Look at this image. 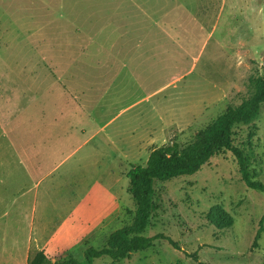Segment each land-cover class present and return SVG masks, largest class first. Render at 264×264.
Wrapping results in <instances>:
<instances>
[{
  "label": "rangeland",
  "instance_id": "374dc122",
  "mask_svg": "<svg viewBox=\"0 0 264 264\" xmlns=\"http://www.w3.org/2000/svg\"><path fill=\"white\" fill-rule=\"evenodd\" d=\"M133 1L137 27L123 18L124 0L67 1L111 36L126 24L146 37L137 55L131 42L85 58L91 50L69 48L40 23L37 0H0V264H28L38 251L50 262H84L88 248L132 223L134 166L155 148L189 144L254 95L264 0ZM233 146L264 184V106L235 129ZM155 187L158 208L144 233L161 236L154 246L92 264H264V234L255 245L264 191L247 186L233 151ZM219 210L232 226L217 220Z\"/></svg>",
  "mask_w": 264,
  "mask_h": 264
},
{
  "label": "trees",
  "instance_id": "16d2710c",
  "mask_svg": "<svg viewBox=\"0 0 264 264\" xmlns=\"http://www.w3.org/2000/svg\"><path fill=\"white\" fill-rule=\"evenodd\" d=\"M264 106V72L255 80L254 95L238 107L228 106L219 117L204 129L199 130L194 139L187 145L174 142L155 148L150 154L147 165L134 166L128 176L130 192L136 203L134 219L131 224L114 231L108 238L105 247L96 249L90 247L85 252V261L74 258L55 262L48 261L43 251H38L28 264H92L94 259L110 257L113 261H121L135 252L143 251L154 246L158 237L144 235L156 212L158 182H167L183 175H192L199 171L209 160L225 151H233L236 155L243 180L251 189L264 191V184L255 181L248 169L247 159L243 151L233 146L235 129L238 126L255 122ZM217 220L225 227L233 225V219L219 210ZM225 215V216H222ZM264 234V215L255 245Z\"/></svg>",
  "mask_w": 264,
  "mask_h": 264
},
{
  "label": "crops",
  "instance_id": "0c3cea01",
  "mask_svg": "<svg viewBox=\"0 0 264 264\" xmlns=\"http://www.w3.org/2000/svg\"><path fill=\"white\" fill-rule=\"evenodd\" d=\"M67 1L68 0H37L38 3L37 15L40 23L43 22L44 26L46 25L48 27H52L54 33L60 34L61 42L69 43L68 46L69 48L91 50L90 53L89 52L85 53L84 56L85 58L92 57L93 55L92 49H96V50L100 49L101 53L106 51L110 55L112 54L116 55L113 49L117 48L121 50L122 43H126V48H127L128 47L127 43L131 44V42L135 47L136 55H137V50L141 49L143 43H145L146 37L144 39H140L135 36V33L133 31L134 29L136 32V29L133 28V26L137 27L136 24L138 23V19L136 17L137 13L135 12H134L135 14L127 13L129 9L126 3L129 2L128 0H124L125 5H121L120 9L123 10V12L125 13L124 15L125 17L123 18L128 17L126 18L127 21L130 20L133 26L131 28H129L130 26L126 24H124V26H116V28H114L115 29L114 31H120L122 35H114V36L109 35L111 33L109 34L106 33L109 28L108 26L97 27V25L96 26L92 25L93 23L92 20L94 18V15L90 14L89 11H83V14H78L76 10L66 9L68 7L66 6ZM71 1L73 2L74 0ZM135 1L137 2V0ZM129 3L132 4L134 8H137V5H135L133 0ZM138 11L140 14L142 13V15L145 16L143 18L146 19H148L151 15L148 9H144L143 11L142 8H139ZM108 13L111 14L110 11ZM110 43H113V45ZM130 56H133V53ZM117 60H130V59H126V57H124L123 59L118 58Z\"/></svg>",
  "mask_w": 264,
  "mask_h": 264
}]
</instances>
